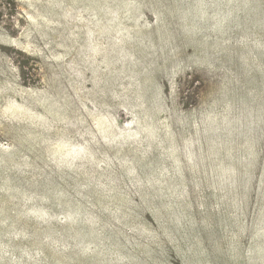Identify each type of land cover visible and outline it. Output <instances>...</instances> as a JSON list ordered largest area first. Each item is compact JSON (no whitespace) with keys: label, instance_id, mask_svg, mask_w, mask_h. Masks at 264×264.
<instances>
[{"label":"rangeland","instance_id":"1","mask_svg":"<svg viewBox=\"0 0 264 264\" xmlns=\"http://www.w3.org/2000/svg\"><path fill=\"white\" fill-rule=\"evenodd\" d=\"M0 264H264V0H0Z\"/></svg>","mask_w":264,"mask_h":264}]
</instances>
